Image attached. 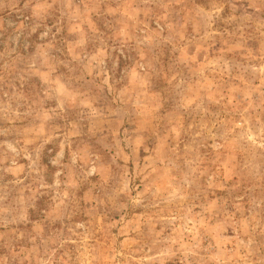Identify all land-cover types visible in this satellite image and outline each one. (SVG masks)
<instances>
[{
    "label": "rangeland",
    "instance_id": "1",
    "mask_svg": "<svg viewBox=\"0 0 264 264\" xmlns=\"http://www.w3.org/2000/svg\"><path fill=\"white\" fill-rule=\"evenodd\" d=\"M0 264H264V0H0Z\"/></svg>",
    "mask_w": 264,
    "mask_h": 264
}]
</instances>
